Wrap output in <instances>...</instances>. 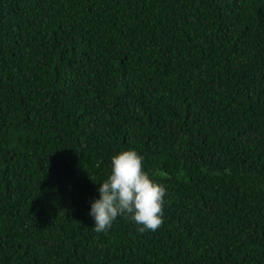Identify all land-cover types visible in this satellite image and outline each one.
Here are the masks:
<instances>
[{"label": "trees", "instance_id": "trees-1", "mask_svg": "<svg viewBox=\"0 0 264 264\" xmlns=\"http://www.w3.org/2000/svg\"><path fill=\"white\" fill-rule=\"evenodd\" d=\"M130 149L163 224L98 233ZM0 264H264V0H0Z\"/></svg>", "mask_w": 264, "mask_h": 264}, {"label": "clouds", "instance_id": "clouds-1", "mask_svg": "<svg viewBox=\"0 0 264 264\" xmlns=\"http://www.w3.org/2000/svg\"><path fill=\"white\" fill-rule=\"evenodd\" d=\"M142 161L131 149L111 157L110 174L99 184V199L91 203L94 231H107L118 216L126 215L140 226V233L154 232L163 224L166 189L150 178Z\"/></svg>", "mask_w": 264, "mask_h": 264}]
</instances>
